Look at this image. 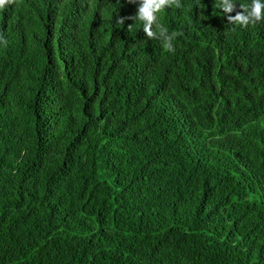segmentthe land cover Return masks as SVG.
Segmentation results:
<instances>
[{
	"label": "trees",
	"instance_id": "16d2710c",
	"mask_svg": "<svg viewBox=\"0 0 264 264\" xmlns=\"http://www.w3.org/2000/svg\"><path fill=\"white\" fill-rule=\"evenodd\" d=\"M141 3L0 9V264H264V18Z\"/></svg>",
	"mask_w": 264,
	"mask_h": 264
},
{
	"label": "clouds",
	"instance_id": "9594fccd",
	"mask_svg": "<svg viewBox=\"0 0 264 264\" xmlns=\"http://www.w3.org/2000/svg\"><path fill=\"white\" fill-rule=\"evenodd\" d=\"M13 2L14 0H0V9H3L7 4ZM168 2L169 0H142V3L139 5L138 11L135 14V16L129 17V19L142 21L144 30L145 32H147L148 36L150 37L154 36L155 34L150 30V25L156 19L155 13L162 10L163 9L162 6ZM241 7L244 8V11L247 13V15L238 13L236 17L230 19H234L237 22H244L245 24H247L249 17L254 18L253 23L256 20H260L264 18V5L260 3V0H251L250 5L241 4ZM231 10H232V6L228 5L226 11H231ZM118 23L122 24L123 19H119ZM128 28L130 29L131 25H129ZM157 28L162 32L165 31V29H163L160 24H157ZM164 46L166 49L169 50L171 49V46L168 43H165Z\"/></svg>",
	"mask_w": 264,
	"mask_h": 264
}]
</instances>
